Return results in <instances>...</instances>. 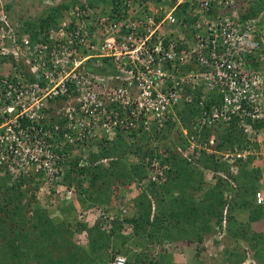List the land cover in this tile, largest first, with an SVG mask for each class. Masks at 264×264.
Here are the masks:
<instances>
[{
  "label": "built area",
  "instance_id": "obj_1",
  "mask_svg": "<svg viewBox=\"0 0 264 264\" xmlns=\"http://www.w3.org/2000/svg\"><path fill=\"white\" fill-rule=\"evenodd\" d=\"M255 1L112 0L104 12L82 3L33 36L0 0V60L8 66L0 72V170L11 182L41 174V195L60 186L75 154L86 167L92 144L145 135L158 157L141 183L157 182L169 169L162 144L181 130L187 106L198 113L194 129L236 118L252 137V124L264 122V76L251 66L263 58L264 32L258 18L244 17ZM249 147L235 146L222 161L245 160L256 151ZM189 149L212 152L198 142ZM72 194L67 188L64 199Z\"/></svg>",
  "mask_w": 264,
  "mask_h": 264
},
{
  "label": "trees",
  "instance_id": "obj_2",
  "mask_svg": "<svg viewBox=\"0 0 264 264\" xmlns=\"http://www.w3.org/2000/svg\"><path fill=\"white\" fill-rule=\"evenodd\" d=\"M99 2L102 0H90L87 5L96 8ZM65 4L50 9L49 14L37 22L25 23V29L36 36V31L39 29L46 33L49 28H54L61 18V10L69 6L68 3ZM75 4L77 3L74 1L72 5ZM263 10L264 0H257L249 7L248 13L244 17L258 18L257 24L263 27L262 31L264 32L263 18L259 16ZM184 21L188 25L190 24L188 18H185ZM185 31L187 33L184 36L190 39L193 35L192 29L187 28ZM192 111L193 108L187 106L183 107L178 114L191 116ZM189 122V118L183 120V125L187 129H191V126H188ZM246 123H250V121L247 120ZM252 125L254 129L252 137L239 131L234 119L230 124L220 123L214 128L205 129L201 133L202 143H207L210 135H214L219 153L208 154L202 151L197 154L195 151L192 156L196 158L195 162L200 166L192 164L186 158H181L174 151V147H166L167 157L162 160V164H167L169 169L165 178H161L157 182L149 181L144 186H140L141 182L147 180L149 175L145 165L157 156L155 154L156 146L152 147V141L147 139V136L132 135L130 137L134 136V140L127 141L123 134H118L117 138L110 142L103 141L99 144L96 142L90 147L88 165L78 167L79 155L75 154L65 166L63 182L59 184L58 188L49 189L51 193L61 192L64 194L67 188L73 187L76 202L73 200V203L66 202L63 206H59L61 215L59 217H53L54 211L45 210L36 198V192L41 185V174L22 177L11 184L9 176L0 170V259L5 264H27L32 260H35L37 264H112L115 255L120 253L125 256V264H173L170 262V258L166 259L164 253V255L156 254L152 257L153 247L150 246L147 248L148 255L146 252H144L146 254H142L132 252L127 248L123 249L121 244L123 237L120 233L122 225L123 223L131 224L135 231L132 240L134 244L139 243V246L142 247L145 238L148 239L149 244L151 238L161 248L166 247V250L174 251L171 244L187 236L186 230H182L183 226L180 229L178 222L184 221L189 225L192 223L198 230H201L200 228L204 225L202 223L200 226L201 222L194 220L188 214H181L185 206L178 205L180 202L178 200L184 201L183 205L188 202L182 200L184 193L182 189L178 188H182L184 183L188 182L189 177H199L200 179L198 178L199 180L196 181L204 180L203 173L211 170L216 173H224L222 179L218 178L221 181L219 180L220 182L217 181L215 184L217 190L215 189L216 194L214 193L213 196L215 198L212 209L211 206H208V211H213V214L209 213L214 215V225L221 226L225 218V222L228 224L227 231L230 232V229L238 224L235 217V213L238 211L248 212L246 213L248 214V225L264 221V202L262 204L255 202L257 193L264 196V184L259 182L261 171L250 169L249 166L254 160V156H248L245 162L235 159V165L239 167L236 174H231L228 164L222 161L221 156L219 157L220 152L231 151L235 146L240 149L250 146L259 150L262 145L257 143L255 137L260 131H264V122L256 121ZM192 133L195 134V132ZM184 144L186 142H183L182 145ZM107 158L111 162H108V166L105 168L101 161ZM119 178L124 179V182L128 184H135L139 189V194L127 203L129 209L132 210L131 215L125 217L121 222L111 221V229L107 230L101 228V222L88 229L86 225L76 220V213L79 212L81 205H86L87 202L83 199L88 195L93 196L90 199L93 204L105 209H113V205L118 203L116 189L114 192L113 190L110 192L112 183L106 179L116 180ZM191 181L194 180L191 178L190 184ZM232 181L235 184H231ZM174 185L176 187L172 188ZM175 191L179 193L177 196H174ZM166 194L170 200L167 203L168 206L162 204ZM224 194L225 196H223ZM230 198L232 201L226 202ZM198 203L200 206L201 203ZM198 212L200 215L205 213L202 208ZM175 220L177 224L174 222ZM83 229L87 230L88 234L89 245L86 249L74 245L71 241L72 235ZM158 235H161L162 238L157 237ZM163 235H167L168 240H164ZM198 239L201 240V236H198ZM186 240L192 242L189 237ZM256 240H249L250 248L253 250L255 259L264 264V236L262 244L261 239L256 238ZM165 241H169V248L168 245L165 246ZM51 245L58 250V260H54L48 252ZM240 262L241 259H238L236 263Z\"/></svg>",
  "mask_w": 264,
  "mask_h": 264
},
{
  "label": "rangeland",
  "instance_id": "obj_3",
  "mask_svg": "<svg viewBox=\"0 0 264 264\" xmlns=\"http://www.w3.org/2000/svg\"><path fill=\"white\" fill-rule=\"evenodd\" d=\"M5 1L8 2L7 6L9 8H7L6 10L7 12H9V17L11 18V20L15 24L22 22L24 26L25 23L32 24L34 22L39 21L40 19L43 18V16L49 14L50 9L59 7L61 3L66 5L64 2L59 3L58 0H49L48 5L45 4L43 0H5ZM74 1L75 3H77L74 6H78L81 5L82 3L86 4L90 0H68L66 3H68L69 6L65 7L66 9L64 8V10L68 11L70 8L74 7L72 5ZM95 9L97 11L102 10L103 12L109 11L110 7L108 4V0H102V2H99L98 6ZM64 10L63 9L61 10L60 15H62V12L64 14ZM259 16L263 18L262 22L264 25V10ZM1 63L2 61L0 60V72H3L8 68V66L2 68ZM173 133H178V131L175 130ZM172 139L173 140L171 141V137H170V139L166 140V142H164V144L162 145L168 147L169 143H173L175 146H177L182 142L181 138L180 137L177 138L176 134L172 137ZM255 139L257 141H260V145H262V148L248 155L250 157L254 156V160L250 163L249 166L250 169L251 168L258 169L261 171V178L259 182L264 184V131H260L256 135ZM249 148L253 149L252 147ZM211 150L217 152L216 143L211 147ZM259 151L260 154H258ZM222 153L226 154L224 152ZM192 154L193 152H190L187 153L186 157L183 155L180 156L181 158H186L187 160H190L189 162H191L192 164L198 165L195 162L196 158H194ZM248 156H246V158ZM134 159L133 160L136 161V158ZM104 160L105 162L102 163V166L106 168L108 166V162H111V160L108 158ZM131 160L132 158L130 159V161ZM245 160H243L242 162H245ZM226 164H228L230 173L233 172L236 174L238 172L239 167L235 165V163L229 164L226 162ZM198 166H200V164ZM203 176H204V180L202 181H196L200 179L199 177H195V178L189 177L188 182L184 183L182 188H178V189H182V192L184 193L182 196L183 198L182 200L188 202V204L183 205L184 201L178 200L180 201L178 205L183 207L185 206L182 210V213L181 212L179 213L188 214L191 218L193 217L194 220L201 222L200 226L202 225V223H204V225L200 228L201 230L195 228L192 223L191 225H189L187 222L184 223V221H180V223L178 222L179 228L181 229L183 226L184 228L182 230H186L187 236L185 238L181 237L182 238L181 240L177 242H173L171 244L172 248H174L173 251L171 249L166 250L165 249L166 247L161 248V246L157 245L156 241L155 240L153 241L151 238L149 239L150 244L148 243V239L145 238V242L143 241L142 247L139 246V243L134 244V242L132 241L135 232L134 229L131 227V224L123 223L122 228L120 230V233L123 237V240H121L123 249L127 248L132 252L135 253L140 252L142 254L147 253L148 255L147 248H149L150 246L151 248L153 247V251H152L153 254L151 253L152 257L156 254L162 255L164 253L166 259L170 258V262L173 264H237L236 262L238 259H241V262L239 264H261L262 262L260 263L254 257L253 250L250 248L249 240L255 241L257 238L259 240L261 239L260 240L261 244L263 243L264 221L253 222L250 225H248V217H247L248 214H246L248 212L242 213L238 211L235 213V217L237 219L238 224L237 226L232 227L230 229L231 230L230 232L227 231L228 224H226L225 218L222 221L221 226L214 225L215 220H214V215H212L213 211L212 210L208 211V206H211L212 209L215 198L213 196L214 193L216 194L215 189L217 186V185L215 186V184L217 181L218 182L221 181L220 179L223 178L224 173H220V172L216 173L211 170V171H205L203 173ZM191 178L194 181H191L192 183L190 184ZM107 180H110L109 182L112 183L110 192H112V190L114 192V189H116L115 193L118 198L117 199L118 203H116V205L115 204L113 205L112 207L113 209H105L91 202L90 199L93 196H89V195L87 197L85 196L86 198H84L83 200L86 201L87 203L86 205H81L79 207V212L77 211L76 213V220L82 222L84 225L87 226L88 229L93 228L97 223L101 222L102 224L101 228L103 230H107L108 228L111 229V225H110L111 221H116V222L123 221L125 217L129 216L126 213L127 210H130L127 203L130 202L129 201L130 199H132L133 197L139 194V189L136 188L135 184H128L124 182V179L122 178L116 180L106 179V181ZM9 182L11 184L13 183L10 180ZM232 182L233 184H235L234 181ZM147 184L148 182H146V184L141 183L140 186L142 185L144 186ZM175 187L176 186L174 185L172 188ZM177 194H179L178 191H175L174 196H177ZM39 196L40 197L38 200L41 203V205H43V208L45 210L46 209L53 210L54 211V215H52L53 217L61 216L60 209L58 207L63 206V204L67 202L64 199V196L61 195V193L58 194H56L55 192L51 193L50 190H48V191H44V193H42V195ZM223 196H225V194ZM167 197L168 194L165 195V200L163 199L164 201L162 202V204L165 206L166 205L168 206L167 203L170 202V200H168L169 198ZM71 199H72L71 201L72 203L73 200L74 202H76L75 194L74 196L71 197ZM229 200L232 201V198L227 199L226 202ZM198 202L201 203L200 205L201 207L198 205L199 204ZM200 208H202L203 212H205L203 215H200V213L198 212ZM209 212H211L212 214ZM130 213L132 214V210H130ZM225 214H226V208L224 209V214H223L224 217ZM204 216L206 217L207 220L205 219ZM201 219L203 222L201 221ZM174 222L177 224L176 220ZM175 223H173V225H175ZM198 236H201V240L198 239ZM157 237L162 238L161 235H158ZM188 237L192 239V242H188L186 240V238ZM163 238L164 240H168L167 235L166 236L163 235ZM71 241L74 245L82 249H86L87 246L89 245L87 230L83 229L80 232L74 233L71 237ZM164 244L168 245L169 241H165ZM48 249H49L48 252L51 254L52 258L54 260H58L57 248H53L51 245ZM115 256L124 259V262L126 261L125 256L120 253ZM0 264H5V263L3 262V260L0 259ZM27 264H37V263L35 262V260H32V262H28Z\"/></svg>",
  "mask_w": 264,
  "mask_h": 264
},
{
  "label": "clouds",
  "instance_id": "obj_4",
  "mask_svg": "<svg viewBox=\"0 0 264 264\" xmlns=\"http://www.w3.org/2000/svg\"><path fill=\"white\" fill-rule=\"evenodd\" d=\"M8 3V2H7ZM111 3V5H112V2H110ZM8 4H6V9H7V6ZM110 9H111V6H110ZM251 66L254 68V69H256V70H258L259 71V73L262 75V76H264V55H263V58H262V60L260 61V62H257V63H251ZM194 115V116H193ZM197 115H198V113L197 114H192L191 116H189V117H187V119L189 118L190 119V122H189V125L188 126H191V129H187L186 127H184V125H183V120H181V130H178V134H177V138H181V140H182V142L180 143V144H178L177 146H175L173 143H169V146H171L170 148H172V147H174V150H175V148L176 147H180L182 150H185V151H187V152H195L196 151V149H192L191 151H190V149H189V147H190V143L191 142H194V143H196V142H198V143H201V144H207L208 145V149L209 150H211V147L216 143L215 142V136L214 135H210V137L208 138V141H207V143H202V140H201V133L205 130V129H211V128H214V127H216L218 124H220V123H222V122H218L217 124H215V125H212V126H210V127H202V128H200V129H197V128H195L194 129V124L192 123V121L197 117ZM194 118V119H193ZM235 120V119H234ZM231 122V121H230ZM230 122H227V123H225V124H230ZM237 126H238V128H239V131H242V133H243V127L242 126H240L239 124H237ZM183 132H186L187 133V136H185L184 135V133ZM192 132H195V134L194 133H192ZM244 134V133H243ZM190 137H193V139H190ZM194 138H196V141H195V139ZM173 139H171V141H172ZM210 140H213V145L212 146H210L209 145V142H210ZM257 141V140H256ZM183 142H186V144H184V145H182L183 144ZM257 143H260V141H257ZM172 145H174V146H172ZM168 146V147H169ZM184 146V147H183ZM260 148H262V146L260 147ZM212 152L211 153H216V154H218L217 152H215V151H213V150H211ZM204 152H206V151H204ZM206 153H208V154H211V153H209V152H206ZM221 154H223V153H220L219 154V156H221ZM221 158H222V156H221ZM232 174H235V173H233V172H231ZM231 184H233V183H231ZM39 188H40V186H39ZM48 191V190H47ZM38 193H39V189H38V191L36 192V198L38 199V197H40L39 195H38ZM44 193V192H43ZM61 193V192H60ZM74 193V192H73ZM42 195V194H41ZM62 196H64V194H61ZM72 196H73V194H72ZM263 198H264V196H263ZM72 201V199L70 200V201H67V202H71ZM264 202V201H263ZM126 213L128 214V215H131V213H130V210H127L126 211ZM170 244H168V246H169ZM166 246V245H165ZM116 258H118V256H116L115 257V259ZM115 259H114V261H115ZM114 261H113V263H114ZM112 263V264H113ZM125 264V263H124Z\"/></svg>",
  "mask_w": 264,
  "mask_h": 264
},
{
  "label": "crops",
  "instance_id": "obj_5",
  "mask_svg": "<svg viewBox=\"0 0 264 264\" xmlns=\"http://www.w3.org/2000/svg\"><path fill=\"white\" fill-rule=\"evenodd\" d=\"M111 1H112V0H108L109 7L111 6V3H110Z\"/></svg>",
  "mask_w": 264,
  "mask_h": 264
}]
</instances>
